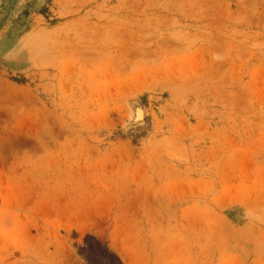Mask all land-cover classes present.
Segmentation results:
<instances>
[{"label":"rangeland","instance_id":"obj_1","mask_svg":"<svg viewBox=\"0 0 264 264\" xmlns=\"http://www.w3.org/2000/svg\"><path fill=\"white\" fill-rule=\"evenodd\" d=\"M0 264H264V0H0Z\"/></svg>","mask_w":264,"mask_h":264}]
</instances>
